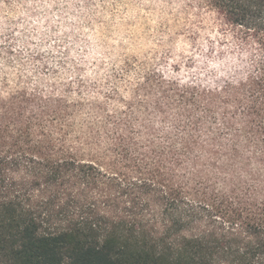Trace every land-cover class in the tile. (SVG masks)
I'll use <instances>...</instances> for the list:
<instances>
[{"label": "trees", "instance_id": "16d2710c", "mask_svg": "<svg viewBox=\"0 0 264 264\" xmlns=\"http://www.w3.org/2000/svg\"><path fill=\"white\" fill-rule=\"evenodd\" d=\"M152 1L0 0V264H264V0H197L258 52L212 112L90 58Z\"/></svg>", "mask_w": 264, "mask_h": 264}, {"label": "rangeland", "instance_id": "374dc122", "mask_svg": "<svg viewBox=\"0 0 264 264\" xmlns=\"http://www.w3.org/2000/svg\"><path fill=\"white\" fill-rule=\"evenodd\" d=\"M152 2L125 12L109 32L101 33L97 27L87 44L90 58L107 52L105 61L121 64L127 58L132 72L145 70L179 86L204 90L212 112V89L238 82L251 72L257 45L251 38L240 39L219 13L197 0ZM39 25L45 27L43 22Z\"/></svg>", "mask_w": 264, "mask_h": 264}]
</instances>
